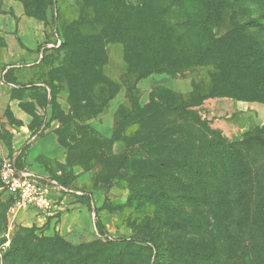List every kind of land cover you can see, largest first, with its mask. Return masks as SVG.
Returning <instances> with one entry per match:
<instances>
[{
    "label": "rangeland",
    "instance_id": "1",
    "mask_svg": "<svg viewBox=\"0 0 264 264\" xmlns=\"http://www.w3.org/2000/svg\"><path fill=\"white\" fill-rule=\"evenodd\" d=\"M246 25L248 38L235 39ZM252 39L264 57V0H0V160L26 140L27 167L84 194L61 198L49 215L16 208L0 179V264H15L4 255L24 229L84 247L98 264H264V226L250 219L264 202V101L254 99L263 88L244 66ZM170 65L180 70H160ZM197 84L210 95L193 109L241 147L235 176L253 179L249 220L224 199L220 177L141 176L155 155L138 140L161 120L127 123L121 110L162 102L165 90L186 97ZM22 126L37 137L23 138ZM170 126L158 140L180 137ZM123 157L116 172L103 162Z\"/></svg>",
    "mask_w": 264,
    "mask_h": 264
},
{
    "label": "trees",
    "instance_id": "2",
    "mask_svg": "<svg viewBox=\"0 0 264 264\" xmlns=\"http://www.w3.org/2000/svg\"><path fill=\"white\" fill-rule=\"evenodd\" d=\"M246 26H240L236 30L235 39L239 41L248 38V35H244L242 30ZM252 43L246 44L249 46V65H244L248 70H254L258 75V79L262 84V90H259V95L254 98L264 101V57L258 46V42L251 40ZM209 49L208 52H212ZM207 52V53H208ZM228 51L224 50L221 53L226 54ZM127 61L129 69L131 71H137L140 75H143L142 68L136 66V60L132 57L130 52L127 51ZM246 57L242 60L244 61ZM165 72L175 73L180 69L167 66L160 68ZM158 69L151 70L160 71ZM247 70V69H246ZM97 75V70H94ZM197 90L188 96L184 97L177 93H173L169 90H165L161 95L162 102H152L146 107L137 105L133 108V112L128 115H123L121 110V117L126 120L127 123H140L145 125L146 121L156 119L160 117V125L154 122L155 130L152 135L138 140L147 151L146 153H152L155 155V159L152 160L154 166L147 169L141 176H191L198 178V181H203L206 184L207 176H214V179L218 180L220 177V183L218 188H222L224 192H228L224 199L229 204H237L243 210L239 212L240 219L243 220L246 217L249 220V214L245 211V203L247 200V194L252 193L251 190L244 188V185L249 183L253 184V179L249 182L244 176H235L238 170H240L242 164L241 147L235 143H228L220 133L211 130L207 123L200 118L198 112L193 109L197 105H200L202 101L210 95L209 93H202V84H197ZM178 120H171L172 116ZM181 119V120H180ZM156 124V125H155ZM170 124L175 125V133L180 137H172L170 140H158L168 132V128L173 129ZM196 129V132L194 131ZM189 139V140H188ZM256 140L263 142L258 137H251L246 140L247 143H253ZM97 144V141L96 143ZM98 144L99 141H98ZM98 149V146H96ZM170 159V161H167ZM123 157L120 161L110 163L108 159H104L103 162L109 165L113 172H116L125 162ZM109 162V163H108ZM172 170L169 172L167 169ZM217 174H221L219 176ZM140 176V175H138ZM55 179H60L56 176H52ZM202 178V179H201ZM61 182V181H60ZM157 183V180H155ZM62 183V182H61ZM66 185L64 182L62 183ZM208 185L210 183H207ZM232 184H236V188L232 189ZM264 201V200H263ZM212 206V205H211ZM214 216L217 227L222 225V215L218 214L216 207H213ZM260 213L256 216H251V221L254 224L259 220L261 225L264 226V202H261ZM245 215V216H244ZM243 216V217H242ZM239 219V220H240ZM246 220V219H245ZM23 235L13 238L12 244L6 254L5 259H11L15 264H98L99 260H93V257L86 253L84 247L74 248L71 245L65 243L59 238H45L35 235L31 229H24ZM130 242V240H124ZM160 248V246L158 247ZM93 261V262H91ZM238 264H247L239 261Z\"/></svg>",
    "mask_w": 264,
    "mask_h": 264
},
{
    "label": "built area",
    "instance_id": "3",
    "mask_svg": "<svg viewBox=\"0 0 264 264\" xmlns=\"http://www.w3.org/2000/svg\"><path fill=\"white\" fill-rule=\"evenodd\" d=\"M0 179L15 200L16 208H36L42 211L53 209L58 201L57 194L84 195L81 190L64 186L57 180H42L18 165L17 157H5L0 160Z\"/></svg>",
    "mask_w": 264,
    "mask_h": 264
},
{
    "label": "crops",
    "instance_id": "4",
    "mask_svg": "<svg viewBox=\"0 0 264 264\" xmlns=\"http://www.w3.org/2000/svg\"><path fill=\"white\" fill-rule=\"evenodd\" d=\"M30 29L32 30V32L33 33H37L36 35H37V37L38 38H40V36H39V34L40 35H42V32H41V30H40V26H39V24L36 22V21H32V24H31V27H30ZM36 55V53H32V56H35ZM14 100H16V101H20V99H18V98H15ZM26 127V126H25ZM24 126H22V130L19 132V133H28V131H29V134L27 135H25V136H23V138H25L26 139V137L27 138H29L30 136H31V134H33L32 133V131H30L29 129H28V127H26L27 128V130H26V128H25ZM37 137V135H36V133H34L33 135H32V138H36ZM22 137H21V139H23ZM29 142H30V140H29ZM24 143V144H23ZM26 143H28V142H26V140L24 141V142H22L17 148H16V150H15V152L12 154V156H6V157H17V161H18V165L20 166V167H22V168H25L26 170H28L31 174H34V175H36V176H38L40 179H41V181L42 180H47V179H50V178H52V179H54V177H52L53 176V174H51L49 171H47V170H45V169H42V168H39V167H33V166H31V167H27L25 164H26V156H25V154H24V149H25V145H26ZM2 158H5V157H2ZM1 158V159H2ZM55 180H57V179H55ZM60 184H62L59 180H57ZM62 194H64V193H58L57 194V198H58V201L61 199V198H64V197H67V196H69L68 194H66V195H62ZM58 201H57V204H56V206L53 208V209H51V210H49V211H46L49 215H51V214H53L54 213V211L57 209V207L59 206V203H58ZM62 201V200H61Z\"/></svg>",
    "mask_w": 264,
    "mask_h": 264
}]
</instances>
